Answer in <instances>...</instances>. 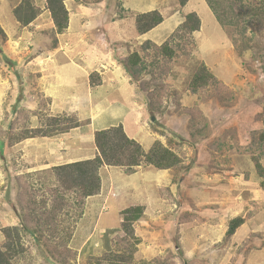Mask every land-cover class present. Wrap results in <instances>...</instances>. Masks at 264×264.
Wrapping results in <instances>:
<instances>
[{
  "label": "rangeland",
  "instance_id": "rangeland-1",
  "mask_svg": "<svg viewBox=\"0 0 264 264\" xmlns=\"http://www.w3.org/2000/svg\"><path fill=\"white\" fill-rule=\"evenodd\" d=\"M24 1L0 0V247L4 228L21 226L13 264H264V179L253 159L264 166V16L247 18L253 40L239 56L237 29L222 28L205 0L186 9L178 0H66L64 34L47 0H32L39 14L22 26L14 12ZM154 10L163 23L139 34L137 15ZM191 12L201 28L181 38ZM168 40L171 59L158 49ZM202 64L227 93H192ZM64 116L80 127L28 138ZM119 124L145 151L159 141L181 163L130 175L103 166L101 191L87 199L60 186L53 168L93 158L95 132ZM136 205L145 207L133 225L138 244L121 214ZM235 218L244 223L229 236Z\"/></svg>",
  "mask_w": 264,
  "mask_h": 264
},
{
  "label": "trees",
  "instance_id": "trees-1",
  "mask_svg": "<svg viewBox=\"0 0 264 264\" xmlns=\"http://www.w3.org/2000/svg\"><path fill=\"white\" fill-rule=\"evenodd\" d=\"M66 0H47V9L50 11L54 26L57 29V34H64L69 28V12L65 5ZM181 7L186 6L189 0H178ZM209 9L215 16L216 20L222 28H236L238 35L234 34L231 38L234 49L242 56L246 50L249 49V42L253 37L247 36L245 33V26L247 18L253 24L264 16V5L255 7H248L244 9L243 0H205ZM39 12L33 5L32 0H25L18 8L15 9L14 16L26 27L31 24ZM164 21L162 14L157 11H150L138 14L136 17V29L139 34H146L154 28L161 25ZM245 24H241V23ZM255 24V23H254ZM201 28V20L195 12H191L186 16L185 22L181 26V38H185L188 33L197 32ZM178 30V29H177ZM239 31V32H238ZM172 40H168L164 45L158 49L167 58H173L175 48L169 46ZM186 44L192 42L188 39L185 40ZM150 42L147 46H151ZM191 53L192 48L188 50ZM141 63V57L138 54H133L128 61V68L133 76H136L140 71L136 70ZM157 67V66H156ZM169 70V69H168ZM167 70V71H168ZM155 73V72H154ZM159 78L163 77L158 68ZM95 74H91V78ZM102 83V82H101ZM101 83H97L98 86ZM91 84V83H90ZM92 86V85H91ZM190 88L192 93L196 94L206 90H211V97H220L228 92V88L213 75L202 64L197 73L191 80ZM52 123H47L43 128L40 126L32 132L28 138L36 137H54L57 135L69 133L70 130L80 127V122L76 116L72 117H56L51 119ZM95 147L97 148V155L92 159L83 161L67 163L64 165L56 166L53 168L58 176L59 185L65 189H71L76 192L78 197L87 199L89 197L98 195L101 191L102 180L100 176V169L103 166L121 167L125 172L130 174L136 173V168L147 164L159 169L160 171L177 167L181 160L180 158L168 147L156 141L149 151H145L143 146L137 140L130 138L122 124L118 126H110L107 129L95 132ZM260 141L264 144V119L262 121V130L260 132ZM257 162L258 171L264 179V166L259 165L258 157L253 158ZM264 188V180L262 182ZM26 204L24 205V212ZM145 207L141 205L131 206L122 211V230L127 236L135 239V244L139 243V239L134 235L133 225L138 222L144 215ZM24 216L28 214L24 213ZM26 218V217H25ZM244 223L243 218H235L230 221L227 234L233 235L236 230ZM21 226L13 228H4L3 231L6 236L7 242L5 243V250L0 247V264H13V259L20 253L17 247L21 245H14V240L19 241V234ZM28 233L30 230L24 228Z\"/></svg>",
  "mask_w": 264,
  "mask_h": 264
},
{
  "label": "clouds",
  "instance_id": "clouds-1",
  "mask_svg": "<svg viewBox=\"0 0 264 264\" xmlns=\"http://www.w3.org/2000/svg\"><path fill=\"white\" fill-rule=\"evenodd\" d=\"M133 139H135V138H133ZM96 154H97V148H96ZM96 156V155H95ZM94 158V157H93ZM90 159H92V158H90ZM87 160V159H86ZM78 161H81V160H77V161H73V162H78ZM83 161V160H82ZM73 162H69V163H73ZM67 164V163H66ZM106 167H109V166H106ZM110 168H115V167H110Z\"/></svg>",
  "mask_w": 264,
  "mask_h": 264
},
{
  "label": "crops",
  "instance_id": "crops-1",
  "mask_svg": "<svg viewBox=\"0 0 264 264\" xmlns=\"http://www.w3.org/2000/svg\"><path fill=\"white\" fill-rule=\"evenodd\" d=\"M185 7V6H184ZM187 8V6L185 7V9ZM151 32V31H150ZM146 35V34H145ZM147 35H148V33H147ZM96 155V154H95ZM95 155H94V157H95ZM90 159V158H89ZM75 161H77V160H75ZM73 162V161H72Z\"/></svg>",
  "mask_w": 264,
  "mask_h": 264
},
{
  "label": "water",
  "instance_id": "water-1",
  "mask_svg": "<svg viewBox=\"0 0 264 264\" xmlns=\"http://www.w3.org/2000/svg\"><path fill=\"white\" fill-rule=\"evenodd\" d=\"M152 120H154V118H152Z\"/></svg>",
  "mask_w": 264,
  "mask_h": 264
}]
</instances>
